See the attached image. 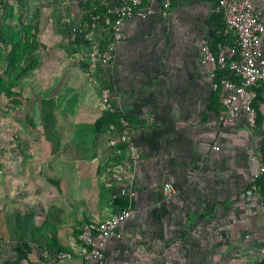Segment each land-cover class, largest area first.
Wrapping results in <instances>:
<instances>
[{
  "label": "crops",
  "instance_id": "obj_1",
  "mask_svg": "<svg viewBox=\"0 0 264 264\" xmlns=\"http://www.w3.org/2000/svg\"><path fill=\"white\" fill-rule=\"evenodd\" d=\"M174 2L165 15L173 11L183 17L188 12L193 18L201 2L209 6L200 27L206 26L208 32L200 35L198 29L197 45L188 37L167 54L163 37L156 40L155 50L152 40L140 39L135 31L139 22L147 21H133L124 32L129 45L120 43L116 52L113 71L118 77L127 75L113 81L116 92L124 95L117 100L131 118L145 154L129 171L135 195L126 200V206L133 216L119 225V237L106 245L101 264H252L264 254L263 196L260 186L251 189L264 140V86L257 103L261 116L257 128L242 115L220 123L208 113L210 66L201 62L199 46L214 32L207 19L215 4L210 0ZM188 2H193L192 9ZM255 3L264 20V0ZM126 63L129 72L124 70ZM215 145L218 150L212 149ZM165 182L173 186L168 195L159 189ZM103 206L88 212L84 223L104 220L122 207L114 199L112 205ZM65 245L71 251H64L78 258L77 238Z\"/></svg>",
  "mask_w": 264,
  "mask_h": 264
},
{
  "label": "rangeland",
  "instance_id": "obj_2",
  "mask_svg": "<svg viewBox=\"0 0 264 264\" xmlns=\"http://www.w3.org/2000/svg\"><path fill=\"white\" fill-rule=\"evenodd\" d=\"M76 2L0 0V264H16L21 253L39 248L71 251L65 244L75 242L88 212L112 205L108 134L95 129L107 108L98 80L90 81L80 64ZM201 3L193 18L172 11L139 22L137 37L152 40L155 50L164 37L167 54L188 37L197 45L198 29L208 32L200 27L209 6ZM127 37L122 44L129 45ZM110 76L114 83L127 75Z\"/></svg>",
  "mask_w": 264,
  "mask_h": 264
},
{
  "label": "built area",
  "instance_id": "obj_3",
  "mask_svg": "<svg viewBox=\"0 0 264 264\" xmlns=\"http://www.w3.org/2000/svg\"><path fill=\"white\" fill-rule=\"evenodd\" d=\"M76 8L81 16V10L76 0ZM88 1V0H81ZM104 12L90 14L89 30L83 39L90 42L83 54L86 63V73L89 80H98V95L101 105L110 113H122L123 110L115 104L118 93L105 85L103 77L109 76L113 70L116 52L123 41L124 32L130 22L145 21L156 17L159 13L165 15L170 8V0H99ZM72 2H66L70 6ZM218 8L222 12L225 24V34L233 36L231 44H218L211 49L210 41H203L199 46L200 60L210 66L209 76L212 91L220 90L219 101L221 110L216 115L220 123H229L238 116L254 126L257 115L253 102L257 98L258 88L264 86V20L255 0H218ZM72 27L75 32L80 25V19ZM232 74V78L217 77L218 70ZM118 107V108H117ZM117 108V109H116ZM108 134V149L106 172L115 188L114 198L131 200L135 195L131 186L129 171L144 158V149L136 141L135 129L125 117L117 119V124L106 129ZM218 150V146H212ZM264 174V165L260 163L254 174L252 190L257 186L254 182ZM164 194L173 192L170 182L159 187ZM264 211V203H263ZM133 211L129 206L119 207L104 220H91L84 223L77 235L81 246L78 258L81 264H101L105 257V247L113 239L119 237V225L131 219ZM77 258L71 252L51 251L39 248L20 258L17 264H54L61 260ZM264 259V254L257 262Z\"/></svg>",
  "mask_w": 264,
  "mask_h": 264
},
{
  "label": "trees",
  "instance_id": "obj_4",
  "mask_svg": "<svg viewBox=\"0 0 264 264\" xmlns=\"http://www.w3.org/2000/svg\"><path fill=\"white\" fill-rule=\"evenodd\" d=\"M174 1L175 0H170V7L172 4L175 3ZM210 1H212V3L215 4V10L213 11V13H211V15H209V17L207 19V26L214 28V32L210 35L209 41L211 44L210 45L211 49L215 50L217 48L218 44H224V45L231 44L233 36L230 33L225 34L226 27L224 24L222 12L218 8V0H210ZM20 4H21V2H20ZM78 6L81 10L80 25L78 26L77 30L73 33V35L75 37V40H76L78 46L80 47L79 49L80 50L82 49L81 51H83V50L85 51V48L88 47L90 44V42L88 40L83 39V36L89 30L90 14L96 13V12L101 13V12H104L105 9L100 5L99 0H88L86 2L79 0ZM21 8H22V6H21ZM80 64H81L82 69L86 71L85 61H82ZM222 76L232 78V74L230 72L219 69L217 72V77L220 78ZM103 82L105 85L111 86V89L113 91H116L114 88V85L112 83L110 75L103 77ZM261 87H263V86H261ZM261 87L258 88L257 98L253 102V107H254V109L256 111V115H257L256 123L254 125L255 128H257V126H259L260 121H261V116H260L258 106H257L258 100L260 99ZM219 97H220V90H215V91L211 92V94L207 100V104H206V111L208 113H213L215 115H217L219 113V111L222 108L221 103L219 101ZM121 116L125 117L128 121H131V118L129 117V115L126 114L124 111L122 113H110L107 110H104L102 112V114L99 116V118L96 120L95 129L99 133L104 132V131H106V129L109 126L116 125L117 119L120 118ZM203 118L204 119L206 118V114L203 115ZM259 149L261 151L260 152L261 153V163L264 165V140L261 141ZM110 154H111V150H108L107 155L110 156ZM254 184L256 186H260V190L262 192L263 201H264V174L259 179H257L254 182ZM113 199L116 202H118L120 204V206H122V207L126 206V202H127L126 200H122V199H118V198H113ZM28 253H30V252L21 253L20 258L25 257ZM259 264H264V259Z\"/></svg>",
  "mask_w": 264,
  "mask_h": 264
},
{
  "label": "water",
  "instance_id": "obj_5",
  "mask_svg": "<svg viewBox=\"0 0 264 264\" xmlns=\"http://www.w3.org/2000/svg\"><path fill=\"white\" fill-rule=\"evenodd\" d=\"M69 260L75 261L77 264H81L80 258H73V259H69ZM61 261H67V260H61ZM58 262H60V261H58Z\"/></svg>",
  "mask_w": 264,
  "mask_h": 264
}]
</instances>
